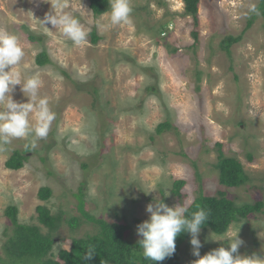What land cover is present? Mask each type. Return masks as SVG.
<instances>
[{
	"label": "rangeland",
	"instance_id": "obj_1",
	"mask_svg": "<svg viewBox=\"0 0 264 264\" xmlns=\"http://www.w3.org/2000/svg\"><path fill=\"white\" fill-rule=\"evenodd\" d=\"M66 2L89 31L86 44L41 26L38 19L51 11L47 0H0V28L14 33L24 51L17 70L39 76V94L55 113L46 138L0 142V260L13 232L4 213L9 205L20 223L50 232L49 255L57 258L73 238L98 229L79 210V195L87 213L127 224L125 237L134 240L149 203L189 205L199 192L219 191L236 204L262 202L227 230L239 229L241 255L264 257V16L248 12L259 0H199L196 23L183 14L182 0H129V22L111 27L89 0ZM229 35L238 39L226 49ZM42 51L50 62L38 65ZM11 95L28 101L19 85ZM165 120L172 128L156 133ZM16 151L28 157L24 165L5 167ZM219 153L240 161L246 183H219ZM176 179L185 181L178 195ZM42 186L51 189L46 200L38 197ZM38 205L57 217L53 230L38 220ZM211 234L219 235L201 229V255L228 246ZM195 259L189 236L179 261Z\"/></svg>",
	"mask_w": 264,
	"mask_h": 264
},
{
	"label": "clouds",
	"instance_id": "obj_2",
	"mask_svg": "<svg viewBox=\"0 0 264 264\" xmlns=\"http://www.w3.org/2000/svg\"><path fill=\"white\" fill-rule=\"evenodd\" d=\"M51 11L43 19H38L41 26L59 30L71 40L74 45L87 43L89 31L80 20L70 11L66 0H47ZM110 10L106 12L108 25L105 27L126 24L130 20L132 8L129 0H109ZM250 13H258L255 4L248 8ZM24 57L18 37L7 29L0 28V142L8 144L12 139L34 136L35 140L47 137L55 113L49 107L47 97H41L39 90L41 80L37 74L22 77L17 70ZM19 85L21 91L28 97L27 102H17L11 93ZM35 147V141H33ZM146 211L150 214L147 219L137 225L140 237L138 245L145 259L152 262H162L171 257L176 250V237L181 233L190 234L192 255L196 259L192 264H264V257L255 253L241 255L239 248L244 241L239 237V229L230 228L223 234L212 235L214 241H226L227 247L221 245L211 251L200 254L202 247L198 238L201 226L209 219L210 210L200 207L197 211L188 213V205L178 203L169 206L161 201L149 203ZM240 228V227H239ZM94 249H89L84 255L90 260Z\"/></svg>",
	"mask_w": 264,
	"mask_h": 264
},
{
	"label": "trees",
	"instance_id": "obj_3",
	"mask_svg": "<svg viewBox=\"0 0 264 264\" xmlns=\"http://www.w3.org/2000/svg\"><path fill=\"white\" fill-rule=\"evenodd\" d=\"M182 2L184 4L183 14L190 15L194 23H196L199 0H182ZM89 7L94 15L102 14L109 10V0H89ZM256 7L260 14L264 16V0H259ZM248 23L250 24L251 22L249 21ZM196 33V30H192L194 37H196ZM29 38L33 40L35 36L31 34ZM237 39L238 37L229 35L222 40V44L227 49L228 44ZM96 40L97 37L93 33L92 41ZM49 62L50 60L45 51H42L36 57L38 65H44ZM94 92L96 93V89H94ZM171 128V123L165 120L156 125L155 131L156 133H162ZM27 158L21 152L16 151L5 161V167L9 169L21 168ZM216 168L218 170L219 183L226 187H237L248 180L242 164L234 157H226L219 153ZM184 183L183 179H176L173 183L172 192L178 195ZM50 194L51 189L48 186H42L38 190V197L41 200H46ZM78 205L79 210L86 219L96 224L98 229L93 234L73 238L68 249L57 251V258L49 255L54 241L50 236V232L44 234L36 225L20 223L16 217L17 207L15 205L7 206L4 213L13 224V232L8 236L3 246L6 252V260H0V262L2 264H180L179 248L190 234L181 233L176 237V250L171 257L166 258L162 262H152L143 257L142 249L138 245L140 238L133 240L125 237V231L128 228L127 224L108 222L103 218L90 215L84 210L80 195L78 197ZM262 205L261 201L236 204L232 199L227 198L223 191H219L217 195H205L199 192L188 205V213L186 215H190L200 207H203L206 211L210 210L209 219L201 226V229H209L215 234H222L232 222L245 218L249 213L259 211ZM36 211L38 220L49 231L53 230L57 217L53 216L49 209L43 205H38ZM76 223L77 219L70 220V225H75ZM89 249H94L95 252L90 260H85L84 255Z\"/></svg>",
	"mask_w": 264,
	"mask_h": 264
}]
</instances>
